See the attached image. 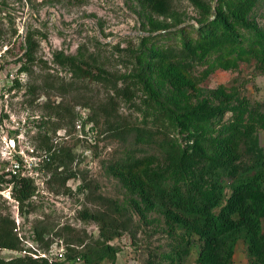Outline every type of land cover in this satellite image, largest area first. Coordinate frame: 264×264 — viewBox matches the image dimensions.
<instances>
[{
	"label": "rangeland",
	"instance_id": "obj_1",
	"mask_svg": "<svg viewBox=\"0 0 264 264\" xmlns=\"http://www.w3.org/2000/svg\"><path fill=\"white\" fill-rule=\"evenodd\" d=\"M239 1L174 0L167 14H157L138 0H0V159L7 154L4 143L12 140L11 151L33 154L28 159L41 168L22 212L0 195L2 221L13 220L22 248L1 249L2 258L82 264L75 258L106 238L100 236V224L81 213L108 210L116 221L107 226L113 236L108 243L118 248L115 264H146L148 257L195 264L198 246L188 239L189 229L164 207H148L110 166L144 154L161 157L156 145L147 148L135 141L137 127L179 134L158 115L159 104L174 115L203 101L221 106L227 109L222 124L234 123L240 130L232 141L236 162L250 164L264 150V51L257 44L264 40V0H253L247 13L250 27L234 24L238 43L198 49L186 71L189 83L181 90L157 68L148 74L146 86L137 73L149 47L179 45L182 35L199 42L192 24L210 25L217 10H232ZM66 56L94 74L104 70L106 79L78 77L56 58ZM195 126L208 135L221 128L211 121ZM208 152L224 156L216 142L208 144ZM5 168L0 165L2 185L10 183L1 174ZM158 169L153 165L149 171ZM69 172L75 177L63 181ZM232 264L264 260L251 256L247 241L238 237Z\"/></svg>",
	"mask_w": 264,
	"mask_h": 264
},
{
	"label": "trees",
	"instance_id": "obj_2",
	"mask_svg": "<svg viewBox=\"0 0 264 264\" xmlns=\"http://www.w3.org/2000/svg\"><path fill=\"white\" fill-rule=\"evenodd\" d=\"M138 1L157 14H167L174 0ZM252 2L241 0L232 10H217L210 25L192 24L199 42L182 35L179 45L149 47L146 54L140 56V61H144L145 56L146 61L139 63L137 72L138 76L142 75L139 78H143L144 85H148L146 79L150 71L157 68L168 76L175 90H181L189 83L186 71L193 64L202 45L211 49L224 42L240 41V34L234 24L243 28L250 27L247 13ZM257 44L264 51V40H259ZM56 58L78 77L96 76L101 81L107 77L104 70L94 74L93 70L81 66L73 57ZM227 65H234V62L227 61ZM158 111V115L167 118L179 134L173 136L163 130L135 128L136 144L147 148L156 145L161 157L144 154L129 162H113L110 166L112 173L121 178L133 193L139 194L148 207H164L171 219L189 229L188 239L194 240L198 246L195 264H232L238 237L247 241L251 256L260 255L264 260V150H260L250 164L236 162L232 141L236 140L240 130L234 123L226 126L222 124L227 109L221 106L203 101L186 113L174 115L171 110L159 104ZM204 121L214 122L221 125V128L214 135H208L201 126L192 127L193 122L198 125ZM247 131L251 136V128ZM211 142L223 147L224 156L219 158L209 154L208 144ZM153 165H158L159 169L150 172L149 168ZM75 175L69 172L63 176V181ZM170 176L172 182L169 181ZM9 181L14 185L12 194L22 212L35 190L34 181L30 177H12ZM134 207L142 214L136 203ZM81 217L97 221L100 224V236L106 238L95 240L81 252L80 257L77 256L82 259V264H107L106 260L115 264L118 248L108 243L113 236L107 230L111 224L116 223L113 212L83 211ZM2 218L0 215V250L22 249L14 232L13 220L9 218L2 221ZM0 264L64 263L49 261L45 257L15 256L4 259L0 256ZM146 264L165 263L148 257Z\"/></svg>",
	"mask_w": 264,
	"mask_h": 264
},
{
	"label": "built area",
	"instance_id": "obj_3",
	"mask_svg": "<svg viewBox=\"0 0 264 264\" xmlns=\"http://www.w3.org/2000/svg\"><path fill=\"white\" fill-rule=\"evenodd\" d=\"M7 147V154L1 155L0 165L6 166V168L1 172L4 177H30L33 181L38 178V162L35 159L29 160L28 157H33L31 154H27V156H23L20 151H11V148H14L15 143L11 140L9 142L4 143ZM11 183V182H10ZM6 183V185H2L0 182V195L10 202H14V206L16 207V211L18 212V201L13 197L12 194V183ZM79 260V258H76Z\"/></svg>",
	"mask_w": 264,
	"mask_h": 264
}]
</instances>
